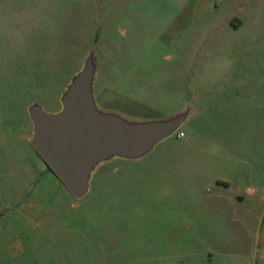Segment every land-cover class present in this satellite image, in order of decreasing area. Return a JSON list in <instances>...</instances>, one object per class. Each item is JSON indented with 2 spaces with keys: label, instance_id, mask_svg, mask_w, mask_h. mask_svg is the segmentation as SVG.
<instances>
[{
  "label": "rangeland",
  "instance_id": "374dc122",
  "mask_svg": "<svg viewBox=\"0 0 264 264\" xmlns=\"http://www.w3.org/2000/svg\"><path fill=\"white\" fill-rule=\"evenodd\" d=\"M207 52L247 67L243 127L214 141L195 117L83 199L31 145L29 108L60 112L86 55L98 107L136 121L188 112ZM262 199L264 0H0V264H264Z\"/></svg>",
  "mask_w": 264,
  "mask_h": 264
},
{
  "label": "water",
  "instance_id": "95a60500",
  "mask_svg": "<svg viewBox=\"0 0 264 264\" xmlns=\"http://www.w3.org/2000/svg\"><path fill=\"white\" fill-rule=\"evenodd\" d=\"M94 55L68 84L62 110L49 113L40 104L29 108L33 123L31 145L53 174L77 198L90 191L99 165L113 159H141L172 136L188 112L165 120L132 121L98 107Z\"/></svg>",
  "mask_w": 264,
  "mask_h": 264
},
{
  "label": "crops",
  "instance_id": "0c3cea01",
  "mask_svg": "<svg viewBox=\"0 0 264 264\" xmlns=\"http://www.w3.org/2000/svg\"><path fill=\"white\" fill-rule=\"evenodd\" d=\"M209 5H214V3L210 1L200 2L199 4H194L192 8L196 7L198 9H207ZM206 57L207 60L201 62L202 65L193 78V83L197 93L194 96V104L191 105L192 107H189L188 117L184 122V125L195 117L198 119H209V121H211L209 122V126H206L203 123L201 124V133L212 136L214 141H216L218 137L226 134V129L232 130L238 127H243V118L249 116V101L246 99V97H248L247 89L249 86L247 77L248 70L247 67L243 66L241 63L236 66L232 59V54L229 52H226L224 55L207 52ZM86 58L87 55L83 59V65ZM216 58H218V61ZM70 82L71 80L66 86H68ZM95 84V97L96 101L99 102ZM182 103H180V105H178V107L172 111L169 116H135L134 120L151 121L172 118L186 112V106ZM103 109L115 112L114 110L107 108ZM144 110L147 112L154 111L153 109L147 107H145ZM206 127L209 130L207 133L204 130ZM181 133L184 134L182 137L180 136ZM181 133L178 134L177 138L180 141L188 143L190 140L189 134L184 132ZM165 141H163L162 144ZM209 148L210 147L204 150L207 151ZM248 195L251 196L253 194ZM244 198H241L240 200L243 201ZM262 201H264V199H262Z\"/></svg>",
  "mask_w": 264,
  "mask_h": 264
},
{
  "label": "built area",
  "instance_id": "2783aa9c",
  "mask_svg": "<svg viewBox=\"0 0 264 264\" xmlns=\"http://www.w3.org/2000/svg\"><path fill=\"white\" fill-rule=\"evenodd\" d=\"M183 135H184L183 133L180 134L181 137H182Z\"/></svg>",
  "mask_w": 264,
  "mask_h": 264
},
{
  "label": "trees",
  "instance_id": "16d2710c",
  "mask_svg": "<svg viewBox=\"0 0 264 264\" xmlns=\"http://www.w3.org/2000/svg\"><path fill=\"white\" fill-rule=\"evenodd\" d=\"M47 166V165H46ZM50 170V168H48ZM51 171V170H50ZM52 172V171H51ZM53 173V172H52Z\"/></svg>",
  "mask_w": 264,
  "mask_h": 264
}]
</instances>
